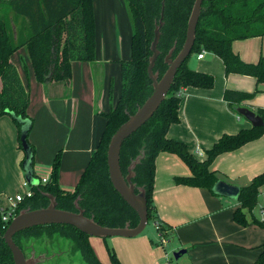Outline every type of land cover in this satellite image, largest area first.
I'll list each match as a JSON object with an SVG mask.
<instances>
[{
  "label": "trees",
  "instance_id": "1",
  "mask_svg": "<svg viewBox=\"0 0 264 264\" xmlns=\"http://www.w3.org/2000/svg\"><path fill=\"white\" fill-rule=\"evenodd\" d=\"M126 2L133 20L130 57L120 60V92L115 104L102 113L105 125L83 172L73 191L60 189L59 150L53 158L48 181L42 183L39 180V184L33 185L32 196L19 203L16 213L22 208L46 206L48 198L44 193H50L55 196L57 207L66 210H76L74 200L78 198L84 214L92 216L101 225L114 227L124 226L126 223L129 226L137 224L138 215L114 189L109 179L107 146L118 126L152 91L147 74L148 57L151 54L149 46L162 5L163 24L157 44L159 55L153 67L159 72V76L167 67L164 56L169 48L175 44L174 56L182 46L194 0ZM257 36H264V0H203L190 55L206 50L221 58L225 75H249L255 78L257 84L264 83V56L261 55L256 62H245L231 47L234 40ZM22 47L27 51L36 81L42 84L64 82L69 85L71 63L95 59L93 0H0V115L8 114L12 117V112L32 121L27 113L29 92L11 60L12 54ZM190 55L178 67L169 91L157 110L123 140L119 152L120 168L126 174L130 161L143 151L142 159L134 168L132 182L135 187L145 189L148 220H158L161 228L167 231L169 227L153 213L156 154L160 151L174 153L189 167L190 175L175 176L176 183L206 188L214 193L212 186L219 177L209 167L213 159L264 134V123L257 127L241 128L232 134L223 133L210 148L205 149L204 159H198L185 142L166 136L169 126L179 121L178 106L183 89L187 86L211 88L214 85L212 74L188 66ZM258 91V88L252 92L225 88L223 98L236 111L241 101L251 98ZM254 111L264 121V108L258 107ZM12 119L20 129L21 124L14 117ZM29 144L33 153L34 148L30 142ZM34 175L38 177L35 173ZM263 186L264 171L254 175L248 184L239 187V205L233 211L236 223L242 226L255 224L264 228V221L252 213ZM8 224L9 222L2 221L0 214V264H13L11 251L2 237ZM58 237L68 239L71 251H79L85 264H103L89 242L90 235L69 224L32 226L16 232L13 241L25 253L35 246L34 242L42 246L50 245ZM108 255L110 264H122L113 250H108ZM255 263L264 264V244Z\"/></svg>",
  "mask_w": 264,
  "mask_h": 264
},
{
  "label": "crops",
  "instance_id": "2",
  "mask_svg": "<svg viewBox=\"0 0 264 264\" xmlns=\"http://www.w3.org/2000/svg\"><path fill=\"white\" fill-rule=\"evenodd\" d=\"M111 2L106 1L108 7H111ZM93 9L95 18V0ZM105 41L108 45L102 44L101 55H98L96 44L94 62L76 60L71 63L69 85L36 81L25 48H19L11 56L20 80L29 92L27 113L32 121L28 141L34 148V173L38 178L49 177L53 158L60 150L58 186L66 192L73 191L103 130L95 135L90 133L89 128L84 130L74 148L77 116L81 109L80 94L69 93L68 89L70 85L72 90L85 86L91 119L95 112L102 115L114 105L106 108L103 101L104 83L108 76L103 62L111 59L114 48L119 63L130 57L124 51L120 30L115 37L112 26L106 32ZM231 47L243 61L256 62L261 55L264 56V36L234 40ZM203 51L201 58L197 57L198 53L191 58L192 53L187 64L192 69L212 74L214 85L211 88L185 87L178 106L179 121L171 124L166 133L169 138L185 142L198 159L205 158V149L210 148L223 133L232 134L241 128L251 127L250 122L224 100L225 88L247 92L258 88V92L241 101L239 106L252 110L264 108V83L257 84L255 78L249 75H225L221 58ZM52 83L55 88L52 86L54 90L50 92ZM23 158L18 126L10 115H0V206L7 204L5 195L26 189L21 166ZM209 167L227 183L238 187L248 184L254 175L264 171V134L235 150L217 155ZM190 173L189 167L178 155L158 152L154 159L152 202L153 213L169 227L166 245H158L156 233L155 236L141 232L132 237H97L99 241L94 244L90 236L89 242L98 258L96 243L110 238L108 242L122 264H256L264 244V228L255 224L242 226L234 221L233 211L239 205L237 199L174 181L175 176ZM252 213L264 221V186ZM47 246L49 244L42 248ZM179 249L186 251L172 261L168 257L169 250L174 253Z\"/></svg>",
  "mask_w": 264,
  "mask_h": 264
},
{
  "label": "water",
  "instance_id": "3",
  "mask_svg": "<svg viewBox=\"0 0 264 264\" xmlns=\"http://www.w3.org/2000/svg\"><path fill=\"white\" fill-rule=\"evenodd\" d=\"M203 0H194L190 14L187 19L185 38L181 48L173 56L175 44H173L164 56V62L167 64L165 71L159 76V72L154 70L156 58L159 55L157 47L160 38V29L163 24V5L158 19V23L154 27L153 38L150 42L151 54L148 57L147 74L151 80L152 91L149 96L139 105L136 110L128 115V118L121 123L112 134L107 146V167L109 179L114 189L119 193L123 200L136 212L138 222L135 226H105L94 220L92 216H86L83 209L78 204V198L74 200L76 210H66L57 207L56 198L50 193H44L48 198L46 206L39 208H22L9 222L3 232V239L9 247L13 264H37L49 259L55 253L47 254L46 252L35 253L32 247L29 256L13 241V235L23 229L43 225V224H69L82 232L95 237L106 238L110 236L132 237L141 233L145 228L147 217V199L145 189L141 186L135 187L132 178L135 176L134 168L143 157V151L133 158L127 166V173L123 174L119 164V152L123 140L143 125L157 110L161 101L165 98L169 91V87L173 81L174 75L181 63L190 55L195 40L196 25L200 16L201 4ZM236 112L247 119L251 126H261L264 121L256 112L245 106H237ZM12 117L21 124L19 129V140L24 158L21 166L24 171V178L30 185L39 184V178L34 175L33 153L27 139L31 121L28 118H21L11 112ZM135 189L137 191H135ZM215 194L227 196L237 199L239 187L218 179L212 186ZM186 250L179 249L173 253L174 258H178Z\"/></svg>",
  "mask_w": 264,
  "mask_h": 264
},
{
  "label": "rangeland",
  "instance_id": "4",
  "mask_svg": "<svg viewBox=\"0 0 264 264\" xmlns=\"http://www.w3.org/2000/svg\"><path fill=\"white\" fill-rule=\"evenodd\" d=\"M107 0H95L96 2V10H95V42L97 44L98 55H101V46L108 45L105 41L106 32L108 33L113 26L115 31V37L118 30L121 31L123 37V46L125 53L130 56L131 53V36L133 33V20L128 7L126 0H112L111 7H108L106 4ZM94 12V9H93ZM115 45V42H114ZM100 49V51H99ZM112 56L106 62H103V66L105 68L106 73L108 74L107 79L104 83V104L106 108H109L110 105L115 104L119 92H120V63L116 59L115 48L114 53L112 52ZM196 52L191 55V58L194 57ZM95 60V59H94ZM93 60V62H94ZM92 64H95L93 63ZM102 66V68H103ZM54 84H51L50 92H53ZM86 87L80 85L77 88H73L70 85L68 91L69 93L79 92L80 99L79 104L81 106L80 112L77 116V128L74 135V148L76 149L78 141L83 134L84 130L90 129V133L92 135L97 134L104 127L105 118L103 115H99L98 113H94V118L91 119L90 108L88 105V96L86 93ZM77 97V96H76ZM78 130V131H77ZM145 233H152L155 236L156 230L152 224V220L149 219L145 228L142 230ZM152 236V235H150ZM113 237H121V236H113ZM93 242L99 241L98 238H94L91 236L90 238ZM107 238L105 242L96 243L98 248L99 259L103 264H110L108 250H114V247L108 242ZM34 250L36 252L42 250V244H38V242H34ZM32 248L27 249L25 251L26 256H29V253ZM49 255L53 252H59V254H55L51 256L49 259L44 261L45 264H85L83 261L81 254L79 251H71L70 242L68 239L63 237H58L54 244H50L48 247ZM35 252V253H36ZM168 257L175 261L176 258L173 256V251L169 250Z\"/></svg>",
  "mask_w": 264,
  "mask_h": 264
},
{
  "label": "built area",
  "instance_id": "5",
  "mask_svg": "<svg viewBox=\"0 0 264 264\" xmlns=\"http://www.w3.org/2000/svg\"><path fill=\"white\" fill-rule=\"evenodd\" d=\"M203 52L204 51L202 50L200 53H198L197 57L201 58L203 56ZM48 179H49L48 176L39 177V180L42 183L47 182ZM23 185L26 188L23 192L15 193L13 195H10V194L5 195L7 204L6 206H0L1 219L4 223H8L13 219V217L17 214L16 210H17L19 203L24 198H28L32 196L33 194L32 186L33 185H30L27 180L23 181ZM153 225L156 230V237H157L158 245H161V246L166 245L168 241V231L161 228V225L158 220H154Z\"/></svg>",
  "mask_w": 264,
  "mask_h": 264
},
{
  "label": "flooded vegetation",
  "instance_id": "6",
  "mask_svg": "<svg viewBox=\"0 0 264 264\" xmlns=\"http://www.w3.org/2000/svg\"><path fill=\"white\" fill-rule=\"evenodd\" d=\"M47 247H48V246H47ZM47 247H46V248H44L42 252H44V251H45L47 254H49V253H48V249H47ZM31 248H32V247H31ZM35 252H36V251H35ZM38 253H39V251H38V252H36V254H38ZM53 253H55V254H59V252H53Z\"/></svg>",
  "mask_w": 264,
  "mask_h": 264
}]
</instances>
